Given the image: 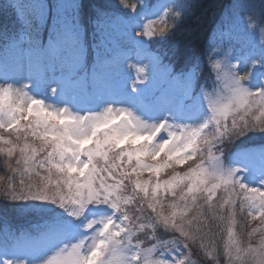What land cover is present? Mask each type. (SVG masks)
<instances>
[{
    "label": "snow or ice",
    "instance_id": "1",
    "mask_svg": "<svg viewBox=\"0 0 264 264\" xmlns=\"http://www.w3.org/2000/svg\"><path fill=\"white\" fill-rule=\"evenodd\" d=\"M191 9L190 0H0L18 25L0 27V264H196L194 249L209 264H264V162L224 151L264 134V5L260 25L251 3H234L220 20L210 86L193 59L169 73L179 91L149 95L167 54L145 37L173 35ZM240 33L254 38L247 50L217 59ZM121 36L137 56L135 78L123 83ZM82 94L93 99L82 103ZM244 214L259 221L239 225L250 228L246 243Z\"/></svg>",
    "mask_w": 264,
    "mask_h": 264
},
{
    "label": "rangeland",
    "instance_id": "2",
    "mask_svg": "<svg viewBox=\"0 0 264 264\" xmlns=\"http://www.w3.org/2000/svg\"><path fill=\"white\" fill-rule=\"evenodd\" d=\"M157 0H154V2H156ZM132 0H129V3H131ZM166 2V0H161V3ZM237 2H242L245 4H254L255 5V9H254V14H253V22L260 25V22L257 20H260V13H256L258 9H260L259 12H261L262 10V5H264V0H190V3H192V5H197L198 9L205 7L206 6H214L212 10H219V15L217 16L218 20H221L228 12V9L231 7V5H233L234 3ZM118 3V0H117ZM223 4V5H222ZM249 14L245 13V16L247 17ZM257 18V19H256ZM48 26H50L51 21L47 22ZM44 26V25H43ZM18 27V25H17ZM218 28V26H217ZM216 28V29H217ZM259 34V27L257 28V37ZM126 38H124L123 36H121V52L117 53V55H127L130 58L127 59V61L124 63V72L120 71L119 73L115 74L116 79L120 82L123 83L124 78L126 77V75H128L130 73V75L135 78L136 73L134 69H129V65H134L137 62V56L136 53L132 51L131 46L129 45V41H124ZM239 43L232 45V46H226L223 53L219 56L216 57L217 59H223L225 56H236L238 57L242 51H246L247 48L249 47V44L252 42V40L254 39L253 37H249L247 35H244L243 33H240L239 37ZM146 41H149V38L145 37ZM47 41V39H46ZM94 41V40H93ZM126 45H128L127 47H125ZM89 48V47H88ZM94 59V46L92 47L91 50H89V63L92 62V60ZM139 59L141 60L143 65H148V59L145 57L144 54H142ZM233 63H236V60L232 61ZM171 67H167L166 69L165 67H159L157 66L156 69L153 70V79L151 84L149 85V95L152 94H159L162 91H179L181 85L175 81L169 78V73H172L175 76H178L179 73L181 72H177V73H173L172 70L170 69ZM204 71L203 74L201 76V83H204L205 81H207V84L210 86L213 80V75L210 74L209 69H208V62L205 61L204 62ZM10 75L12 74L11 72L9 73ZM243 74V73H241ZM0 75H2V70H0ZM128 85L130 86L132 84V80L129 79L127 81ZM54 86V85H53ZM141 87H143V85H141ZM95 96H104V90L103 88H96L95 90ZM80 100L82 103H88L90 102L93 97L89 96L88 94H82L80 97ZM4 135H7V133H5ZM233 147H237L239 150L241 151H248L250 153H252V158H253V162L257 165L261 164L262 162H264V158H262V152H264V134H260L258 133L257 136L256 134H254L253 136L251 134H249L247 137H243L241 138L240 141L236 142V145H232V144H226L224 146V151L225 154L227 155L230 151H232ZM2 159V158H0ZM192 162L190 161L189 164H186L183 167H178L176 170L180 171V172H184L187 170L188 166L191 164ZM7 172V169L3 168L2 165H0V174H4ZM143 178H147V174H145V176ZM162 179L167 178V176L165 174H162L161 176ZM240 218V220L242 221L243 224H249L251 225V227H255L259 221H252L250 217H248L246 214L244 215H238ZM237 216V218H238ZM139 237L141 239H145V236L143 233L138 234ZM160 238L162 239H167L170 238L168 234H165L163 232H161L160 234ZM242 241H244L245 243L247 242V236L242 237L241 236ZM259 239V233L257 235H255L252 240L253 242H257ZM145 246H149V242L147 240H145ZM195 251H198L197 249L193 250V254H192V260L196 262V264H200V260L201 256H198V254H196ZM200 253V252H199ZM205 259V258H203ZM206 263L209 262L207 259L204 260ZM221 264H223V258L221 257Z\"/></svg>",
    "mask_w": 264,
    "mask_h": 264
},
{
    "label": "trees",
    "instance_id": "3",
    "mask_svg": "<svg viewBox=\"0 0 264 264\" xmlns=\"http://www.w3.org/2000/svg\"><path fill=\"white\" fill-rule=\"evenodd\" d=\"M47 3L53 2V0H45ZM85 3H106L111 5H116L117 0H84ZM160 3V1L158 0ZM214 7V6H213ZM212 6H206L198 9L195 14L187 15L182 22H180L179 27L175 30L174 34L168 36L166 38H161L159 35L152 37L151 40L148 41V48L155 51V53H166L167 58L161 56L162 61H167L172 64V69L175 71H182L188 64L189 61L193 59H198L202 66H204V62H208L209 52V44H210V29L212 27V11L218 13L219 10H212ZM115 11V9H113ZM88 14H90V10H85V13H82L84 16L85 22L87 21ZM50 22V21H48ZM7 26L10 30L13 27H17L14 24L13 13L11 10L6 13H0V27ZM48 23L46 25L41 26V35L45 38L48 35ZM87 36H86V44L89 47V50L92 49L95 43V39L92 35V26L86 23ZM139 31V30H137ZM94 40V41H93ZM251 135L253 136L254 134ZM4 173V172H3ZM3 203V202H0ZM238 216V232L242 233V237L246 235V233L250 230V228L239 227L240 224H243ZM246 225V224H245ZM198 256H201L200 264H209V262H205L203 259V253L195 251Z\"/></svg>",
    "mask_w": 264,
    "mask_h": 264
}]
</instances>
